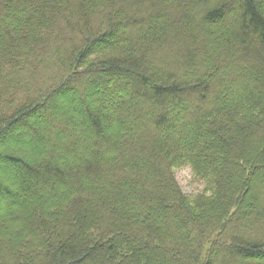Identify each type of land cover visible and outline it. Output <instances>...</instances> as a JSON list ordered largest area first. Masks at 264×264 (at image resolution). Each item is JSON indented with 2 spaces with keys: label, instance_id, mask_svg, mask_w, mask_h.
I'll return each mask as SVG.
<instances>
[{
  "label": "trees",
  "instance_id": "trees-1",
  "mask_svg": "<svg viewBox=\"0 0 264 264\" xmlns=\"http://www.w3.org/2000/svg\"><path fill=\"white\" fill-rule=\"evenodd\" d=\"M0 264H264V0H0Z\"/></svg>",
  "mask_w": 264,
  "mask_h": 264
},
{
  "label": "rangeland",
  "instance_id": "rangeland-1",
  "mask_svg": "<svg viewBox=\"0 0 264 264\" xmlns=\"http://www.w3.org/2000/svg\"><path fill=\"white\" fill-rule=\"evenodd\" d=\"M176 175L183 190L187 194H195L203 190L205 187L203 182L193 177V174L188 167L178 168L176 170Z\"/></svg>",
  "mask_w": 264,
  "mask_h": 264
}]
</instances>
